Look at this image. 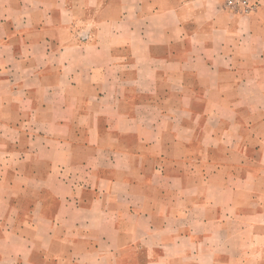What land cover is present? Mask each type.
Here are the masks:
<instances>
[{"label": "crops", "instance_id": "crops-1", "mask_svg": "<svg viewBox=\"0 0 264 264\" xmlns=\"http://www.w3.org/2000/svg\"><path fill=\"white\" fill-rule=\"evenodd\" d=\"M0 0V264H264V0Z\"/></svg>", "mask_w": 264, "mask_h": 264}, {"label": "built area", "instance_id": "built-area-1", "mask_svg": "<svg viewBox=\"0 0 264 264\" xmlns=\"http://www.w3.org/2000/svg\"><path fill=\"white\" fill-rule=\"evenodd\" d=\"M223 4L234 13H250L258 5L255 0H223Z\"/></svg>", "mask_w": 264, "mask_h": 264}]
</instances>
